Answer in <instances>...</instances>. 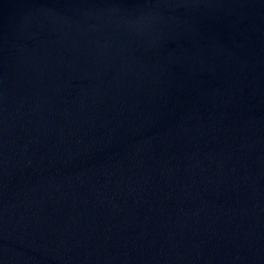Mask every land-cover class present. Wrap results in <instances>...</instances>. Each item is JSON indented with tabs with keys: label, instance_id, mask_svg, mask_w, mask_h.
<instances>
[{
	"label": "water",
	"instance_id": "water-1",
	"mask_svg": "<svg viewBox=\"0 0 264 264\" xmlns=\"http://www.w3.org/2000/svg\"><path fill=\"white\" fill-rule=\"evenodd\" d=\"M0 264H264V0H0Z\"/></svg>",
	"mask_w": 264,
	"mask_h": 264
}]
</instances>
